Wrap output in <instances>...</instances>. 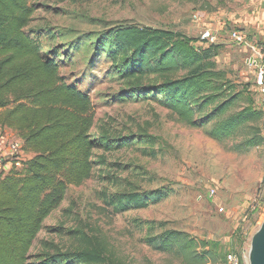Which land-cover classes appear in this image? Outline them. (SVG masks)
Here are the masks:
<instances>
[{"label": "rangeland", "instance_id": "1", "mask_svg": "<svg viewBox=\"0 0 264 264\" xmlns=\"http://www.w3.org/2000/svg\"><path fill=\"white\" fill-rule=\"evenodd\" d=\"M24 32L58 65L67 84L92 102L99 138L110 136L113 149L93 151L91 177L70 187L65 199L43 222L31 249V264L46 254L78 250L81 236L104 244L110 264H184L159 253L146 240L165 230L185 233L209 251L205 264H225L229 253L248 264L250 241L264 219V143L236 150L248 131L216 141L212 127L189 128L148 97L159 80L147 78L134 90L121 80L99 45L120 26L181 33L199 43L214 38L215 69L235 92L251 87L246 60L264 52V0H33ZM238 33L242 41L233 40ZM145 93L138 96V92ZM147 94V95H146ZM243 106V101L237 102ZM264 136V121L259 125ZM14 140V139H13ZM122 144L121 148H116ZM31 155L23 154L25 161ZM104 161V164H101ZM165 194L143 209L113 212L107 202L119 196ZM205 243L206 245H202Z\"/></svg>", "mask_w": 264, "mask_h": 264}, {"label": "trees", "instance_id": "2", "mask_svg": "<svg viewBox=\"0 0 264 264\" xmlns=\"http://www.w3.org/2000/svg\"><path fill=\"white\" fill-rule=\"evenodd\" d=\"M32 1L0 0V129L13 131L23 152L31 155L0 176V264H31L30 249L45 219L65 199L68 188L91 177L93 151L113 149L109 135L98 138L92 132L90 98L67 84L57 63L39 54L25 34L34 12ZM194 42L178 32L132 25L108 30L99 45L106 48L118 77L134 90L144 79L159 80L148 98L181 124L211 125L207 136L216 141L246 130L248 137L236 150L261 146L263 117L250 86L235 92L224 72L215 69L216 46L199 50ZM240 100L243 106L238 107ZM164 196L128 194L109 200L107 206L115 213L143 209ZM146 242L155 252L172 254L184 264H205L210 254L176 231L165 230ZM81 243L73 252L46 254L43 264H110L103 243L85 235Z\"/></svg>", "mask_w": 264, "mask_h": 264}, {"label": "built area", "instance_id": "3", "mask_svg": "<svg viewBox=\"0 0 264 264\" xmlns=\"http://www.w3.org/2000/svg\"><path fill=\"white\" fill-rule=\"evenodd\" d=\"M232 38L237 42L242 41V36L238 33H233ZM199 43L213 44L214 38L206 32L201 36ZM246 65L252 73L250 90L253 93L254 106L262 114L264 121V52H254L246 60ZM8 150V153L0 154V176L7 174L13 166L19 167L20 156L25 154L19 139L9 142ZM225 264H242V262L237 254L229 253L225 257Z\"/></svg>", "mask_w": 264, "mask_h": 264}, {"label": "water", "instance_id": "4", "mask_svg": "<svg viewBox=\"0 0 264 264\" xmlns=\"http://www.w3.org/2000/svg\"><path fill=\"white\" fill-rule=\"evenodd\" d=\"M248 264H264V219L250 241Z\"/></svg>", "mask_w": 264, "mask_h": 264}, {"label": "crops", "instance_id": "5", "mask_svg": "<svg viewBox=\"0 0 264 264\" xmlns=\"http://www.w3.org/2000/svg\"><path fill=\"white\" fill-rule=\"evenodd\" d=\"M18 139L17 135L9 129H0V154L8 153V144L12 140Z\"/></svg>", "mask_w": 264, "mask_h": 264}]
</instances>
